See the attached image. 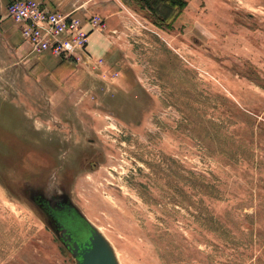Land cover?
Wrapping results in <instances>:
<instances>
[{
	"label": "rangeland",
	"instance_id": "374dc122",
	"mask_svg": "<svg viewBox=\"0 0 264 264\" xmlns=\"http://www.w3.org/2000/svg\"><path fill=\"white\" fill-rule=\"evenodd\" d=\"M109 2L98 68L0 35V264H74L26 182L70 189L120 264H264V0Z\"/></svg>",
	"mask_w": 264,
	"mask_h": 264
},
{
	"label": "built area",
	"instance_id": "2783aa9c",
	"mask_svg": "<svg viewBox=\"0 0 264 264\" xmlns=\"http://www.w3.org/2000/svg\"><path fill=\"white\" fill-rule=\"evenodd\" d=\"M5 16L27 47L26 58L51 56L77 65L91 58L89 35L104 28V19L99 15L81 18L35 0H12L5 8ZM104 64L103 59L95 61V67Z\"/></svg>",
	"mask_w": 264,
	"mask_h": 264
},
{
	"label": "water",
	"instance_id": "95a60500",
	"mask_svg": "<svg viewBox=\"0 0 264 264\" xmlns=\"http://www.w3.org/2000/svg\"><path fill=\"white\" fill-rule=\"evenodd\" d=\"M45 191L42 186L26 182L23 194L42 216L48 215L43 216L45 224L74 264H120L111 242L83 215L70 197L60 206Z\"/></svg>",
	"mask_w": 264,
	"mask_h": 264
},
{
	"label": "crops",
	"instance_id": "0c3cea01",
	"mask_svg": "<svg viewBox=\"0 0 264 264\" xmlns=\"http://www.w3.org/2000/svg\"><path fill=\"white\" fill-rule=\"evenodd\" d=\"M12 0H0V35L1 37H6L5 29L12 28L10 30L18 38V41L21 40L20 35L13 25V23L5 16V8ZM43 2L50 8L57 9L63 13H73L81 18H85L88 14L95 12L99 7H109L112 5L110 0H35ZM121 13L118 10L108 12L104 19V28L99 31L92 32L89 35L88 51L90 54V59L88 63L94 64L95 61L99 59L105 60L106 64L110 62L116 53V48L113 46V42L110 41L111 33H114V19L116 16ZM97 14V13H95ZM2 16V17H1ZM12 26L10 25V23ZM10 34V33H9ZM0 37V38H1ZM38 59H44L45 61L50 62L52 65L60 64V59L53 58L51 56H43ZM96 68H98L96 66Z\"/></svg>",
	"mask_w": 264,
	"mask_h": 264
},
{
	"label": "flooded vegetation",
	"instance_id": "af4514ba",
	"mask_svg": "<svg viewBox=\"0 0 264 264\" xmlns=\"http://www.w3.org/2000/svg\"><path fill=\"white\" fill-rule=\"evenodd\" d=\"M53 188L50 190H46L45 193L52 196V201L60 206L65 204L68 200V197L71 198L70 189L66 188L64 185L59 184L58 182H54ZM47 217L46 215H43ZM50 216V215H49ZM54 216V215H53ZM65 217V215H64ZM55 219V218H54ZM74 219L77 220L76 216L74 215ZM52 232V231H51ZM53 233V232H52ZM63 247V246H62Z\"/></svg>",
	"mask_w": 264,
	"mask_h": 264
}]
</instances>
